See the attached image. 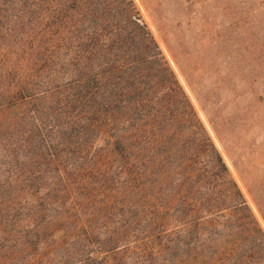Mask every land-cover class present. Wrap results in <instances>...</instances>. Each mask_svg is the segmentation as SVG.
I'll use <instances>...</instances> for the list:
<instances>
[{"label":"rangeland","instance_id":"obj_1","mask_svg":"<svg viewBox=\"0 0 264 264\" xmlns=\"http://www.w3.org/2000/svg\"><path fill=\"white\" fill-rule=\"evenodd\" d=\"M132 1L264 234V0ZM26 9L1 1L3 28ZM68 56L61 45L39 63L30 80L43 99L0 97V264H193L172 260L180 225L149 224L148 195L133 192L100 134L54 135L68 115L48 95L71 90Z\"/></svg>","mask_w":264,"mask_h":264},{"label":"trees","instance_id":"obj_2","mask_svg":"<svg viewBox=\"0 0 264 264\" xmlns=\"http://www.w3.org/2000/svg\"><path fill=\"white\" fill-rule=\"evenodd\" d=\"M11 2L27 9L11 25L0 23V97H46L37 95L30 79L54 47L64 46L71 90L64 98L48 96L68 120L53 123L54 135L67 134L66 144L101 135L105 156L133 192L148 195L149 224L160 230L172 221L180 225L183 234L169 248L172 260L250 264L257 256L264 264V234L133 1ZM119 240L107 238L110 248Z\"/></svg>","mask_w":264,"mask_h":264}]
</instances>
